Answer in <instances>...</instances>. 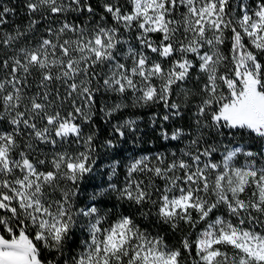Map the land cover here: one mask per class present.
Listing matches in <instances>:
<instances>
[{"label": "snow or ice", "instance_id": "snow-or-ice-1", "mask_svg": "<svg viewBox=\"0 0 264 264\" xmlns=\"http://www.w3.org/2000/svg\"><path fill=\"white\" fill-rule=\"evenodd\" d=\"M23 9L8 31L0 6V264H264V0ZM195 98L194 132H169ZM156 106L188 143L124 156ZM98 148L107 186L81 200Z\"/></svg>", "mask_w": 264, "mask_h": 264}, {"label": "trees", "instance_id": "trees-1", "mask_svg": "<svg viewBox=\"0 0 264 264\" xmlns=\"http://www.w3.org/2000/svg\"><path fill=\"white\" fill-rule=\"evenodd\" d=\"M3 5H7L16 10L15 15H9L7 17L8 24L5 27L8 31L13 30L17 25L23 28L28 23V18L23 9V0H0V6ZM188 87H192V85L189 84ZM198 99L199 98H195L192 100L190 105V110L185 109V116L183 120H174L166 124V127L168 128L169 132H171L173 129L177 127L184 128L186 132H194L193 113L195 112L194 105L198 103ZM163 111H164L163 108L159 106L131 110V114H134V116H139L141 118L139 120L140 131L137 133V135L142 137L143 143L137 142L138 146L134 145L131 142L124 144L121 148V152L123 153L124 156H128L130 154L131 155L146 154L149 152L151 153H155V152L170 153L172 151L179 152L180 149L185 147V145L188 143V137L182 138L181 140H177V141H164L160 139L158 136V128L157 130L154 131L153 128L151 127L150 118L153 116V114H163ZM190 125L192 127H190ZM107 134H108L107 130H105L102 133L100 137L101 142L107 136ZM256 147L259 148V145H257ZM98 152H99V158L97 160V165L100 169V174L95 176L93 180L87 182L86 187L82 185V187H84V194L80 196L81 200H87L88 195L91 194L94 190H98L102 182H103V186L105 187L107 186L109 169L104 167V165L109 164L111 160L105 156L104 149L98 148ZM119 171L121 172V179H122L123 169L121 168ZM113 179L115 180L116 178ZM107 199H108V205H107L108 207L117 205V209L120 211H124L127 207L126 205L119 204L116 201L114 195H112ZM101 207H103V205H101ZM153 230H157V229L154 228ZM168 240L170 243L178 244L179 235L173 236L169 233Z\"/></svg>", "mask_w": 264, "mask_h": 264}]
</instances>
